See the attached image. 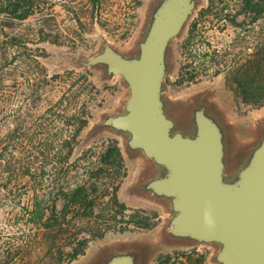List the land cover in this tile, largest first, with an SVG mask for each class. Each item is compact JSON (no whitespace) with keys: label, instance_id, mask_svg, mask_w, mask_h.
<instances>
[{"label":"trees","instance_id":"obj_1","mask_svg":"<svg viewBox=\"0 0 264 264\" xmlns=\"http://www.w3.org/2000/svg\"><path fill=\"white\" fill-rule=\"evenodd\" d=\"M105 1L0 0V264H73L111 232L155 227L147 217H127L119 200L128 168L117 141L75 157L92 119L94 94L85 97L91 85L81 88L75 73L50 76L41 63L42 45L62 46L103 27ZM131 1L134 11L140 2ZM235 1L233 25L249 14L253 24L264 20V0ZM226 2L213 1V20L229 19ZM232 71L242 103L261 108L264 35Z\"/></svg>","mask_w":264,"mask_h":264},{"label":"rangeland","instance_id":"obj_2","mask_svg":"<svg viewBox=\"0 0 264 264\" xmlns=\"http://www.w3.org/2000/svg\"><path fill=\"white\" fill-rule=\"evenodd\" d=\"M138 1L140 6L133 11L131 0H106L102 11L103 27L96 25L62 46L42 45L45 53L41 63L50 76L75 73L73 81L79 82L81 88L92 87H88L90 91L85 96L94 94L90 102L92 119L80 136L75 157L102 141H117L128 168V178L119 192V200L129 209L127 217H147L155 225L151 230L111 232L104 239L92 242L85 256L73 264H107L120 255L134 257L135 264H221L217 260L221 244L172 235V221L177 215L172 199L158 196L148 188L152 181L166 175L165 169L147 158L143 151L131 149L129 133L104 126L108 118L127 114L130 87L122 76L111 75L106 65H89V62L102 54L106 45L125 59L140 57L141 44L149 34L154 15L166 0ZM193 1L191 17L166 50L162 86V97L168 101L164 103L165 113L175 124L172 136L180 133L185 138H194L196 126L185 113L184 102H180L184 100L186 88L198 84L207 87L209 95L204 100L224 109L220 114L226 127L224 178L231 181L235 178L237 164L239 168L245 164L241 156L249 155L264 139V105L258 109L244 105L232 80L233 68L257 50L259 38L264 35V20L253 24L249 18L252 15L237 16L236 23L240 25L237 27L230 22L238 11L237 2L221 0V3L229 2L225 12L229 19L217 22L212 18V8L213 1L218 0ZM216 3L219 7L220 3ZM56 13L64 16L60 6ZM195 37L197 41L192 50H185L188 41ZM184 66L190 68L182 72ZM191 75L196 81L190 82ZM202 107H206L203 102L198 109Z\"/></svg>","mask_w":264,"mask_h":264},{"label":"water","instance_id":"obj_3","mask_svg":"<svg viewBox=\"0 0 264 264\" xmlns=\"http://www.w3.org/2000/svg\"><path fill=\"white\" fill-rule=\"evenodd\" d=\"M194 10L193 0H166L154 15L140 57L128 60L109 45L89 65H106L130 87L127 114L108 118L104 126L129 133V147L141 150L163 167L166 175L148 188L172 199L177 213L172 235L219 243L221 264H264V139L237 179L224 178V135L205 107L194 112L196 136H172L174 122L162 97L165 55ZM130 255L107 264H135Z\"/></svg>","mask_w":264,"mask_h":264},{"label":"crops","instance_id":"obj_4","mask_svg":"<svg viewBox=\"0 0 264 264\" xmlns=\"http://www.w3.org/2000/svg\"><path fill=\"white\" fill-rule=\"evenodd\" d=\"M209 93H208V89L207 87L204 85V84H198V85H193L191 87H188L186 88V90L184 91V96H183V101H179L180 103H183L185 104V113L187 115H189L190 118H192V121L194 123V112L196 110H198L199 106L201 105V103H205L206 104V113L209 115V117L213 118L214 120H216L217 124L220 126L222 132H223V135H225V123L221 121V117H220V114H222L223 112V107L220 106L218 107V105H216V103L214 104L215 106L217 107H214L213 105H210L208 100H204L205 97H208ZM177 98V97H176ZM179 98V97H178ZM177 98V100H179ZM163 101L164 103L166 104V102H168L165 97L163 98ZM212 102V101H210ZM214 107V109L212 108ZM193 108V109H191ZM167 117H169L168 114H166ZM194 126H195V123H194ZM255 145H253L254 147ZM257 148V145L253 148V151ZM253 151L249 153V155L245 156L246 154L242 155L241 157H244V160H245V164L239 168L238 167V164H237V169H236V172L234 173V176H233V180H227L226 182L227 183H232L234 182L236 179H237V176L238 174L240 173L241 170H243L247 164L249 163V160L253 154Z\"/></svg>","mask_w":264,"mask_h":264}]
</instances>
